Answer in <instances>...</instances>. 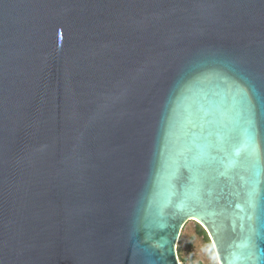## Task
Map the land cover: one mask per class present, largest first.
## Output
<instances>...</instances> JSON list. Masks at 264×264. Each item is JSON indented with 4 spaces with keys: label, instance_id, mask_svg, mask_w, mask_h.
Wrapping results in <instances>:
<instances>
[{
    "label": "water",
    "instance_id": "obj_1",
    "mask_svg": "<svg viewBox=\"0 0 264 264\" xmlns=\"http://www.w3.org/2000/svg\"><path fill=\"white\" fill-rule=\"evenodd\" d=\"M264 264V0H0V264Z\"/></svg>",
    "mask_w": 264,
    "mask_h": 264
},
{
    "label": "rangeland",
    "instance_id": "obj_2",
    "mask_svg": "<svg viewBox=\"0 0 264 264\" xmlns=\"http://www.w3.org/2000/svg\"><path fill=\"white\" fill-rule=\"evenodd\" d=\"M196 222L189 221L181 231L180 241L185 262L180 264H219L213 246L196 232Z\"/></svg>",
    "mask_w": 264,
    "mask_h": 264
},
{
    "label": "trees",
    "instance_id": "obj_3",
    "mask_svg": "<svg viewBox=\"0 0 264 264\" xmlns=\"http://www.w3.org/2000/svg\"><path fill=\"white\" fill-rule=\"evenodd\" d=\"M195 230H196L197 234L202 236L207 242H210V239L208 237L207 232L204 230V228L200 224L196 223V229ZM182 252H183V249L181 247V241L179 239V242L177 244V254H178L179 260L181 262H185L186 260L183 257Z\"/></svg>",
    "mask_w": 264,
    "mask_h": 264
}]
</instances>
